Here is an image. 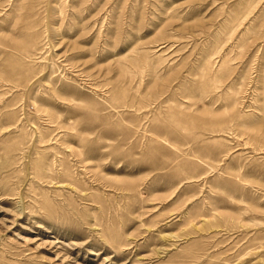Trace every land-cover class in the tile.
Here are the masks:
<instances>
[{"label": "rangeland", "instance_id": "rangeland-1", "mask_svg": "<svg viewBox=\"0 0 264 264\" xmlns=\"http://www.w3.org/2000/svg\"><path fill=\"white\" fill-rule=\"evenodd\" d=\"M0 264H264V0H0Z\"/></svg>", "mask_w": 264, "mask_h": 264}]
</instances>
